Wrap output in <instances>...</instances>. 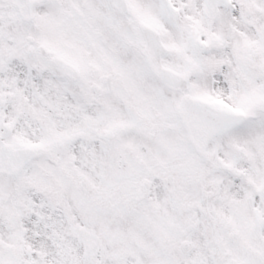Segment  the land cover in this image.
I'll use <instances>...</instances> for the list:
<instances>
[{"label":"snow or ice","instance_id":"obj_1","mask_svg":"<svg viewBox=\"0 0 264 264\" xmlns=\"http://www.w3.org/2000/svg\"><path fill=\"white\" fill-rule=\"evenodd\" d=\"M0 264H264V0H0Z\"/></svg>","mask_w":264,"mask_h":264}]
</instances>
